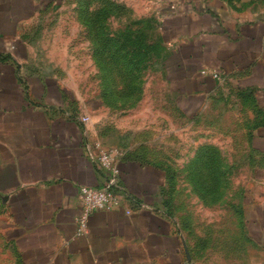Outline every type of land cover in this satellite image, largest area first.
<instances>
[{"label":"crops","instance_id":"1","mask_svg":"<svg viewBox=\"0 0 264 264\" xmlns=\"http://www.w3.org/2000/svg\"><path fill=\"white\" fill-rule=\"evenodd\" d=\"M59 1L0 0V264H194L165 199L175 162L157 136L111 145L94 106L58 77L29 72L23 33ZM148 2L164 36L166 89L178 113L193 121L231 97L247 110L223 148L233 150V179L245 187L244 232L256 248L249 264H264V0ZM86 113L90 137L123 149L121 175L131 197L118 209L94 212L79 236L80 186L101 181L76 117ZM236 133H244L240 143Z\"/></svg>","mask_w":264,"mask_h":264},{"label":"rangeland","instance_id":"2","mask_svg":"<svg viewBox=\"0 0 264 264\" xmlns=\"http://www.w3.org/2000/svg\"><path fill=\"white\" fill-rule=\"evenodd\" d=\"M23 37L29 72L58 77L82 104L94 106L90 110L109 144L157 136L162 153L175 162L165 199L194 264H249L256 248L244 232L245 187L233 179V150L223 148L247 110L231 97L193 121L178 113L166 89L164 36L148 0H61L42 9ZM168 128L177 135L164 133ZM236 135L240 143L244 133ZM206 145L213 147V159L216 152L225 156L222 181L201 179L208 167L197 154Z\"/></svg>","mask_w":264,"mask_h":264},{"label":"built area","instance_id":"3","mask_svg":"<svg viewBox=\"0 0 264 264\" xmlns=\"http://www.w3.org/2000/svg\"><path fill=\"white\" fill-rule=\"evenodd\" d=\"M202 72H212L215 78H220L217 71L204 68ZM76 117L84 126V150L101 177L98 185L80 186V212L76 218V233L81 236L88 233L89 218L94 212L115 210L122 207L124 202L130 199L131 191L124 183L121 175L120 159L123 155V149L118 146H108L101 140L89 136L88 125L91 122L89 114H81Z\"/></svg>","mask_w":264,"mask_h":264},{"label":"trees","instance_id":"4","mask_svg":"<svg viewBox=\"0 0 264 264\" xmlns=\"http://www.w3.org/2000/svg\"><path fill=\"white\" fill-rule=\"evenodd\" d=\"M209 145L201 147V151L198 152L197 156L201 158L202 163L204 162L205 165L208 167V173L202 172L200 173L202 180H214V181H222L221 176L223 175V164H222V157L219 152H216V156L213 159V155L210 154ZM200 178V177H199ZM196 179V177L194 178Z\"/></svg>","mask_w":264,"mask_h":264}]
</instances>
